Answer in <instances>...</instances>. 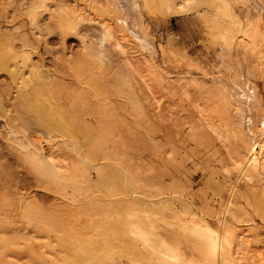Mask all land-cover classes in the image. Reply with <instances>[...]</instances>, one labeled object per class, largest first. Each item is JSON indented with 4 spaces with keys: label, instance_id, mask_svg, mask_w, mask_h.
<instances>
[{
    "label": "rangeland",
    "instance_id": "1",
    "mask_svg": "<svg viewBox=\"0 0 264 264\" xmlns=\"http://www.w3.org/2000/svg\"><path fill=\"white\" fill-rule=\"evenodd\" d=\"M32 1L0 0V47L30 52L28 65L55 80V99L47 93L41 107L55 109L52 118L66 121L75 138L50 136L35 112L17 107L15 99L30 91L28 69L11 78L0 65V264H154L131 239L129 214L145 229L180 218L225 225L237 243L257 228L254 242L264 246V218L229 158L239 147L233 113L251 106L248 81L257 100L243 122L264 117V41L254 55L238 45L246 19L264 32L260 0H137L141 8L134 0H48L39 28L26 15ZM56 6L63 15L77 7L85 20L57 27ZM221 101L228 107L219 113ZM228 118L226 144L209 128ZM28 143L41 157H26ZM51 152L65 170L44 169ZM247 257L241 260L252 264Z\"/></svg>",
    "mask_w": 264,
    "mask_h": 264
},
{
    "label": "bare ground",
    "instance_id": "2",
    "mask_svg": "<svg viewBox=\"0 0 264 264\" xmlns=\"http://www.w3.org/2000/svg\"><path fill=\"white\" fill-rule=\"evenodd\" d=\"M46 1L49 2L48 0H33L29 5H27L28 7L26 8L27 9L26 15L29 18L31 26H34L35 28L41 27L39 25L38 18L40 16V14L42 13V11L45 10L46 7L48 6L47 5L48 3H46ZM142 1H144V0H142ZM242 2L244 4V1H242ZM141 3H142V5L144 4L143 2H141ZM147 3H145V4H147ZM134 5L137 7H140L141 4H137V0H134ZM261 5H264V1L260 0V6ZM58 7H59V5H58ZM72 7H74V6H72ZM261 7H264V6H261ZM56 8H57V6H56ZM61 8H57V9L61 10ZM76 8H75V10L67 9V11L64 13V15H63V12H64L63 10L65 8L61 11L56 9L58 12L57 15L59 16V13H62V15L59 18H57L55 16V18H57V19H55L56 24L55 23H52V24L57 25V27H61V25H64L66 23L71 24L72 21H75L78 23V21H80V20H85V16L83 15L84 13H80L79 12L80 10L78 11V10H76ZM148 8H150V6ZM253 10H255V9H253ZM148 11H149V9H148ZM244 11H245V8H244ZM250 12H252V11H250ZM47 13H49V12H47ZM257 13H259V12H257ZM247 15L248 14H246V16ZM251 16L253 17V14ZM49 17H50V15H49ZM51 17H53V15H51ZM234 17H236V16H234ZM63 20H65V22ZM261 20H262V18L260 19V21ZM51 21H50V24H51ZM255 21H254V24H255ZM262 21H264V20H262ZM251 22L252 21H250V19H246L243 24L241 23L242 25L239 28L240 29V31H239L240 32V37H239L240 39L238 40L239 44L237 43V41H235V42H236V45L238 44L239 47L241 46L243 51H245L246 53L250 52L251 54L254 55L255 52L259 49L258 48L259 46H257V45H259V43H257V40L262 38V41H264V34H262L264 32H262V33L258 32L257 30H258L259 25L257 27L252 26ZM258 24H259V22H258ZM44 26L46 28L50 25H44ZM102 26H103V30L105 31V33L110 36L111 31L109 30L108 26H106L105 24H103ZM50 27L48 29H50ZM235 29H236V25H235ZM236 30H237L236 33L239 34L238 28ZM226 37H227V35H226ZM230 40H228V41H230ZM234 40H237V39H234ZM26 42H27V39L25 40V38H24L23 43L25 44ZM258 42H260V41L258 40ZM230 44H231V42H230ZM261 45H262V43H261ZM24 46L26 47V45H24ZM222 47H224V46H222ZM230 47H232V46H230ZM230 47L228 49L231 50ZM262 49H264V48H262ZM262 49H260V50H262ZM225 54H227V53H225ZM247 56H248V54H247ZM230 57H232V56H230ZM262 59H264V58H262ZM231 60H232V58H231ZM252 60H250V61H252ZM257 60H258V58H257ZM223 61L225 62V60H223ZM261 61H264V60H261ZM10 62H13V64H14L13 70L10 68V65H9ZM29 62H30V52L24 51V50L15 51L14 48L11 47L8 42H4L3 45L0 47V65L3 66V69L6 70V72H8V74L11 78L16 76L17 69H19L21 71V74L23 73L25 68L28 69L27 70L28 80L31 83L30 91H26L25 93H23L22 95H20L19 97H17L15 99L16 106L17 107H23L24 109H26L28 111L35 112V114H36L35 121L40 126L47 129V131H49L48 133L50 136L57 134L60 136L63 135L65 137H68L71 140L74 139L75 134H73L72 130L69 129V125L66 121H62L61 119H60L61 121H56L52 118V115L55 113V109H54V111L53 110L47 111V109H44V107H41V106H43L40 103V101H43V99H41V98L43 96L46 97L47 93H49L48 98H49L50 103H51L52 99H55V96H54L55 91H56L55 88L59 85L55 82V80H53V78L51 76L48 77V73H44V71L40 69L39 65H37V64L28 65ZM262 64H264V63H262ZM226 67H227V65H226ZM262 67H264V66H262ZM0 68L2 69V67H0ZM234 68H235V66H234ZM253 69H251V70H253ZM256 69H257V67H256ZM262 69H264V68H262ZM229 70H230V68H229ZM241 70H242V68H241ZM233 71H230V72L233 73ZM262 71H264V70H262ZM225 72H226V70H225ZM25 73H26V71L24 72V74ZM227 73H226V75H227ZM254 73H253V75H254L253 77H255V75H256V72H254ZM258 73L260 74L259 70H258ZM219 74H220V71H219ZM250 74H252V72ZM228 75H231V74H228ZM245 75L246 74H244V77L247 78V76H245ZM236 76H238V75H236ZM241 76H243V75H241ZM262 78H264V77H262ZM243 80H245V79H243ZM229 81H231V80H229ZM240 81H242V79ZM255 82H254V84H255ZM230 83H232V82H230ZM244 85L245 84L243 82V86ZM240 86H241V84H240ZM245 86H246L247 92L249 93L248 94L249 96H247L245 94L246 95L245 100H246V98H248V100H249L248 104H251V106H253V104H255V100H257L256 96H255L256 95L255 92H257L258 89H257V91L254 92V89H256V88H254L253 87L254 85L252 83H250L249 81H248V83H246ZM221 90H222V88H221ZM243 90H244V88H243ZM238 92L240 93V91H238ZM220 95H221V93H220ZM221 97H220V100H221ZM225 97H226V95H225ZM228 97L229 96H227V99H228ZM240 97H241V95H240ZM232 99H233V97H232ZM46 100L47 99H45V101ZM223 100H226V99L224 98ZM258 100H259V98H258ZM228 101L229 102H227V103L230 104V100H228ZM241 101L239 100V102H241ZM253 101H254V103H252ZM236 102H237V100L235 101V103ZM227 103H226V105H227ZM222 104L223 103L221 101V107L219 104V106H217L219 108L218 109L216 108V110H219L221 108L220 110L225 111L224 110L225 107H228V106H226L224 104L225 107H223L224 109H222ZM231 104H232V102H231ZM245 104H243V105H245ZM1 105H3V98L0 99V106ZM14 106H15V104H14ZM232 106H234V103ZM251 106H249V107L251 108ZM249 107L248 108L243 107L244 109H246V111H245L241 107L236 109V106H235L236 111L233 113V115L236 114L238 116V119H239L238 121L240 123L239 124L240 132L237 131L240 133V135L237 134L238 135L237 140L239 142L238 148H242L243 155H239L238 150H237L238 148H237V149H235L236 153H234V155H231V157H229V158H231L232 160H233V158L236 159V160H234L235 161L234 162V166H235L234 171H236L238 173L237 178L239 180L244 181L248 185L249 189L252 188L251 194L253 195V199L256 200L254 203H256V202L258 203L257 205L260 208L262 218H264V117H261L258 114V116L260 117L258 122H257V120L253 121L254 119L253 120L251 119V120H249V122L246 121L247 123H244L243 120L246 118L243 119V114L245 112H247V109H249ZM60 108L61 107L59 106V109H58V111L56 110V113L60 114V116H61L62 111L60 110ZM51 109H53V108H51ZM229 109L232 110V108H230V107H229ZM229 109L226 110V112L227 111L232 112ZM258 110H259V107H258ZM219 111H217L216 114L221 117V118H218L219 116H217L220 123H221V119L223 118L222 116H224V114L225 115L227 114L229 118L231 117L230 116L231 114L229 113L230 114L229 115L228 112L227 113L222 112L223 114L221 116L219 114V113H221V111L220 112ZM260 111H261V109H260ZM249 113H250V111H249ZM249 113L247 114L248 116H249ZM213 114H215V113H213ZM244 115H246V114H244ZM254 115H256V113ZM262 115H264V114H262ZM241 117H242V119H241ZM214 118L217 119L216 117H214ZM214 118H213V121L215 120ZM225 118H223V119H225ZM229 118L226 119L228 121L225 120L224 124L223 123H222V125L218 124L219 126L210 125V128H209L210 130L212 129L211 132L213 131L216 134V137L222 139V141H226L227 139H229L228 136L226 135L227 131L223 130V127L226 129L229 126H231L232 122L229 120ZM214 122H215V124H217L216 121H214ZM255 122H257V123H255ZM208 124H212V123H208ZM207 127H208V125H207ZM234 128L232 130L235 131L236 129H234ZM230 133H231V131H230ZM237 140H236V143H234L235 146H237L236 145ZM34 144H32V143H28V145L26 144L27 147H31V151L30 150L28 151V152H30V154L26 153V157L28 159L33 158L34 156L41 157L39 155L40 154L39 152L42 150L40 148H38L39 146H37V144L36 145H34ZM226 144H227V141H226ZM226 144H225V146H226ZM227 151H228V148H227ZM53 154L51 152L49 154L48 161L44 162V166H45L44 169H49L51 172H53L54 168L57 170H65V168H64L65 166H64V164H62V162H64L63 159H60L59 156L57 157V155L54 156ZM30 155L33 157H31ZM30 160H32V159H30ZM229 204H227V205H229ZM30 210H26V211L29 212ZM26 211H25L26 215L25 214L24 215L29 216L27 214H31V212L28 213ZM257 212H258V210H257ZM229 213H231V212H229ZM129 215H130L129 216L130 217V224H127V225L130 226V227L129 226L128 227H129V235L132 237L131 239L133 240V242H135L136 244H138L142 248L144 255L152 258L154 264H247L248 263V261H247L248 257L251 260H253L252 262L250 261L249 263L264 264V246H259V245L256 246V244L258 242L257 243L254 242V241H258V238H259L258 234H257L258 236L255 235L256 233L253 234L255 231H258L257 228H256L257 230L255 229V231H254V229H252V228L250 229L247 227L248 229L245 230V232L243 230H242L243 232L240 231L241 232L240 236L242 239L238 238L240 241L237 243V242H235V237H234L235 234H232L230 232L231 230L228 227H227V229H229V231L227 229H224L226 227L225 225H224L225 227L223 226V228L222 227H215V229H212L209 226H207L206 224H203L202 222H198V220H196L195 218H190L187 220L185 218H180L178 223L163 224L160 229L154 225H150L148 227V229H145L143 226V223H142L141 219H139L138 215H136V214H129ZM127 223H128V221H127ZM241 228H245V227H241ZM251 235L256 236L255 238L257 240L251 239L250 238ZM259 240H260V238H259ZM236 241H237V239H236ZM262 242H264V241H262ZM254 243H255V245H254ZM244 257H247L246 263L241 260V258L243 259Z\"/></svg>",
    "mask_w": 264,
    "mask_h": 264
}]
</instances>
